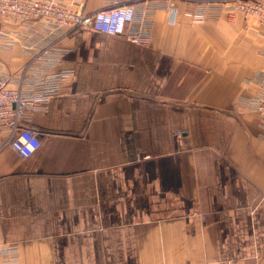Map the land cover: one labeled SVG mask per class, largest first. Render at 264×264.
<instances>
[{
  "label": "crops",
  "instance_id": "crops-1",
  "mask_svg": "<svg viewBox=\"0 0 264 264\" xmlns=\"http://www.w3.org/2000/svg\"><path fill=\"white\" fill-rule=\"evenodd\" d=\"M170 1L147 46L87 27L57 41L72 76L22 117L34 154L0 130V247L19 264H264V142L238 106L264 74V27L241 14L192 23L194 6ZM25 63L18 46L0 50V74Z\"/></svg>",
  "mask_w": 264,
  "mask_h": 264
},
{
  "label": "built area",
  "instance_id": "built-area-1",
  "mask_svg": "<svg viewBox=\"0 0 264 264\" xmlns=\"http://www.w3.org/2000/svg\"><path fill=\"white\" fill-rule=\"evenodd\" d=\"M137 4H115L112 7L86 13L82 8L71 10L63 0H0V50L18 46L26 63L17 77L0 74V130L7 133L5 144L20 157L27 158L40 147L39 134L22 127L27 110L41 109L56 96L63 82L72 76L70 69H60L65 50L57 41L69 32L82 27L128 42L147 46L150 42L153 15L156 9H168L176 14L173 2L158 4L150 0H134ZM194 6L184 16L192 23L225 14L232 18L241 14L254 18L264 27V0H182ZM5 25L14 29L7 31ZM59 70V71H54ZM258 91L238 100V106L258 116L264 142V74L258 79ZM16 88H10L9 85ZM201 219L203 214L198 215ZM2 264H19L14 245L0 247Z\"/></svg>",
  "mask_w": 264,
  "mask_h": 264
},
{
  "label": "rangeland",
  "instance_id": "rangeland-1",
  "mask_svg": "<svg viewBox=\"0 0 264 264\" xmlns=\"http://www.w3.org/2000/svg\"><path fill=\"white\" fill-rule=\"evenodd\" d=\"M4 62L10 70H13L21 65L22 60L18 57V55L10 54L6 57Z\"/></svg>",
  "mask_w": 264,
  "mask_h": 264
}]
</instances>
